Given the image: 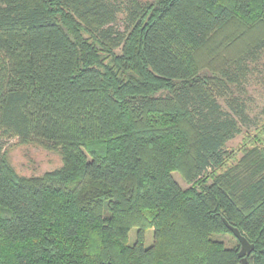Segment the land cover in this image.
I'll list each match as a JSON object with an SVG mask.
<instances>
[{
  "label": "trees",
  "instance_id": "trees-1",
  "mask_svg": "<svg viewBox=\"0 0 264 264\" xmlns=\"http://www.w3.org/2000/svg\"><path fill=\"white\" fill-rule=\"evenodd\" d=\"M120 11L0 0V264H242L225 222L253 245L247 264H264V122L243 96L264 56V0ZM11 137L62 165L19 176Z\"/></svg>",
  "mask_w": 264,
  "mask_h": 264
},
{
  "label": "rangeland",
  "instance_id": "rangeland-1",
  "mask_svg": "<svg viewBox=\"0 0 264 264\" xmlns=\"http://www.w3.org/2000/svg\"><path fill=\"white\" fill-rule=\"evenodd\" d=\"M121 8L118 14L119 18H124L125 8L129 0H110ZM141 3H148L153 0H138ZM264 56L254 67L253 72L248 76L245 83L244 98L247 106V112L256 122H264ZM253 128L243 126V132L226 144V149L235 150L242 146L243 137L253 132ZM4 155L8 163L13 167L16 174L23 177L40 176L59 168L62 165L61 153L42 148L33 142H21L17 137L5 138L3 140ZM174 179L182 188L189 185L185 183L177 172L173 173ZM145 245L151 244L153 232L151 229L146 231ZM135 239V229L129 232V241L132 243ZM227 241H232L230 236H226Z\"/></svg>",
  "mask_w": 264,
  "mask_h": 264
},
{
  "label": "water",
  "instance_id": "water-1",
  "mask_svg": "<svg viewBox=\"0 0 264 264\" xmlns=\"http://www.w3.org/2000/svg\"><path fill=\"white\" fill-rule=\"evenodd\" d=\"M225 224L231 230V232L234 234V236L238 239L240 243V250L238 252V256L241 258L242 264H247L246 255H248L251 252V250L253 249V245L250 244L246 240V238L241 235L240 231L237 228L228 225L226 222Z\"/></svg>",
  "mask_w": 264,
  "mask_h": 264
}]
</instances>
